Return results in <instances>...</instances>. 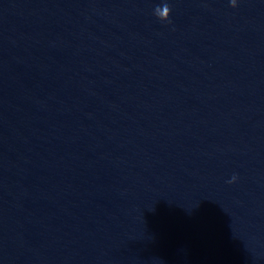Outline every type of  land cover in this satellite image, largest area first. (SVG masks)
I'll return each mask as SVG.
<instances>
[{
	"label": "water",
	"instance_id": "water-1",
	"mask_svg": "<svg viewBox=\"0 0 264 264\" xmlns=\"http://www.w3.org/2000/svg\"><path fill=\"white\" fill-rule=\"evenodd\" d=\"M0 264H264V0H0Z\"/></svg>",
	"mask_w": 264,
	"mask_h": 264
},
{
	"label": "clouds",
	"instance_id": "clouds-1",
	"mask_svg": "<svg viewBox=\"0 0 264 264\" xmlns=\"http://www.w3.org/2000/svg\"><path fill=\"white\" fill-rule=\"evenodd\" d=\"M236 178L235 177H233V181L235 180ZM230 182H232V181H230Z\"/></svg>",
	"mask_w": 264,
	"mask_h": 264
}]
</instances>
